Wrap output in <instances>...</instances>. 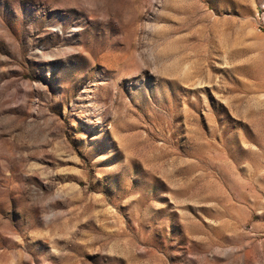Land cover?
Instances as JSON below:
<instances>
[{
    "label": "rangeland",
    "instance_id": "1",
    "mask_svg": "<svg viewBox=\"0 0 264 264\" xmlns=\"http://www.w3.org/2000/svg\"><path fill=\"white\" fill-rule=\"evenodd\" d=\"M0 264H264V0H0Z\"/></svg>",
    "mask_w": 264,
    "mask_h": 264
}]
</instances>
